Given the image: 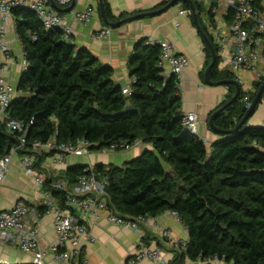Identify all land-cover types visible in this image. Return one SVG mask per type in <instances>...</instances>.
Masks as SVG:
<instances>
[{
	"label": "trees",
	"instance_id": "trees-1",
	"mask_svg": "<svg viewBox=\"0 0 264 264\" xmlns=\"http://www.w3.org/2000/svg\"><path fill=\"white\" fill-rule=\"evenodd\" d=\"M104 6L108 21L119 22L107 0ZM183 7L190 9L188 4ZM11 13L28 70L7 113L25 125L34 121L27 134L29 147L52 138L59 143L84 139L103 150L113 143L140 139L152 151L124 167H95L108 181L109 205L129 217L176 213L189 234L187 248L177 254L179 264L216 257L228 264H264V127L245 125L235 134H219L208 149L183 127L180 91L175 77H166L159 67L158 45L142 41L136 46L131 95L125 96L113 79L112 67L87 48L63 41L60 30L46 31L29 8L16 7ZM204 43L208 67L211 53ZM210 77L213 82L236 80L231 72L219 70L218 60ZM262 84H255L256 93ZM228 88L230 101L236 90ZM245 96L242 91L239 102L215 119L216 128L227 132L237 127L247 111ZM255 96L251 94V102ZM128 105L141 113L108 117ZM17 142L16 135L0 124V159ZM83 170L66 171L70 187ZM55 180L47 179L45 188L51 189ZM53 197L64 205L65 192L53 191Z\"/></svg>",
	"mask_w": 264,
	"mask_h": 264
},
{
	"label": "crops",
	"instance_id": "crops-1",
	"mask_svg": "<svg viewBox=\"0 0 264 264\" xmlns=\"http://www.w3.org/2000/svg\"><path fill=\"white\" fill-rule=\"evenodd\" d=\"M44 1L52 7L50 0ZM107 1L112 13L120 21L140 14L149 15L137 21L123 24L116 29H111L110 37L103 42H98L94 40V34L102 29L109 28L101 18L99 0H75L73 10L65 14L52 8L66 17V22L71 29L72 44L87 48L102 64L112 67L114 81L123 88L131 87V71L133 69L131 59L138 43L142 41H146V43L170 42L177 55L185 56L190 60V66L185 72L179 89L181 111L183 115L188 113L198 115L199 136L208 149L211 148L219 140V134L213 132L209 127L208 119L225 103L229 102L231 91L228 86L210 87L205 85L203 78L208 68L209 59L205 54L204 39L195 25L193 14L191 16L180 15L181 11H186L183 5L187 3L179 2L167 11L153 15V13L162 11L173 0ZM192 1L196 5V9L198 7L197 18H199L200 29L209 35L202 10L195 0ZM59 7L62 9L69 8ZM89 7L95 10L92 22L88 25L80 24L75 20L74 14ZM210 38L216 50L219 70L229 71L228 61L226 60L227 55H223L218 45L213 41L212 36ZM5 42L10 49V53L8 56L0 52V78L5 79L15 88V97H17L20 95V91H18L19 84L28 63L23 43L17 35L16 21L12 13L8 20ZM211 62L212 57L210 64ZM162 71L166 77L172 76L168 65L162 68ZM235 77L236 81L240 82L242 91H247L251 99V94H256L255 84L258 83L254 80L253 75L248 72H240ZM263 122L264 94L247 126L260 128L263 127ZM0 124H3L1 115ZM146 148H150V146L123 153L99 150L86 156H69L65 164L59 167H54L49 158H42L36 161V168L46 181L50 178L57 179L52 183H66V171L77 165L124 167L127 163L140 157ZM21 158L22 154L11 158L6 180L3 184H0V211H8L17 204L28 206L31 209L28 225L37 228L41 246L46 248L56 246L58 236L54 228V212H47V201L44 198V193L48 189L45 186L44 188L38 186L34 178L26 173L21 164ZM165 169L171 170L167 165H165ZM52 204L54 209L63 206L56 198H53ZM76 214L80 215L78 211H76ZM86 224L89 227V235L83 240V253L88 264H127L128 260L133 258L142 246L157 248L166 260L176 262L177 254L180 251L178 245L183 244L177 243L188 242L189 240L187 229L178 218L172 215V212H165L151 218L139 233L110 224L106 220L105 214H100L97 220L86 219ZM165 232H170L171 237H164ZM3 263L34 264L33 256L21 252L13 241H0V264ZM46 264L59 263L54 260L52 255H49ZM140 264L153 263L142 261ZM182 264L193 263L185 260Z\"/></svg>",
	"mask_w": 264,
	"mask_h": 264
},
{
	"label": "built area",
	"instance_id": "built-area-1",
	"mask_svg": "<svg viewBox=\"0 0 264 264\" xmlns=\"http://www.w3.org/2000/svg\"><path fill=\"white\" fill-rule=\"evenodd\" d=\"M57 5L67 8L73 0H54ZM199 8L206 6L208 14L202 10L209 35L218 45L220 52L226 56L229 72L235 76L240 72H248L253 75L256 82H264V0H195ZM16 7H24L32 10L41 21L46 31L60 30L63 41H71V29L66 17L57 13L44 0H0V52L9 56L10 49L5 42L8 20L11 10ZM191 10L180 12L182 16H191ZM95 10L91 7L74 14L75 20L83 25L92 22ZM112 30L105 28L94 34V40L103 42L111 35ZM158 45L160 48L159 67L168 65L171 74L176 79L178 89L188 67L190 60L185 56L177 55L173 45L168 41L147 43ZM28 70V65L25 72ZM133 83V80H132ZM131 83V85H132ZM240 83V82H238ZM243 99L246 110L251 105L248 92ZM125 96L131 95L129 87L123 88ZM16 90L5 79L0 78V115L6 130L16 135L17 143L10 153L0 159V184H3L8 174L11 158L22 154L21 164L26 173L34 178L36 184L44 188L46 180L37 170V160L49 158L51 164L63 166L69 156H86L92 151V144L84 139L73 142L59 143L52 138L46 143L34 141L30 147L27 142L29 125L13 120L7 111L15 98ZM183 127L188 133L199 137V118L196 113H188L183 117ZM264 127V122L263 125ZM201 139V138H200ZM146 146L142 140L137 139L132 143L117 142L104 151L113 153L129 152L136 148ZM108 181L95 167L87 166L77 183L70 187L66 183H52L51 189L44 193L47 212H54V228L58 236L56 246L42 247L39 241L37 228L28 225L31 209L24 204H17L8 211H0V241L15 242L19 250L33 256L34 264H46V259L52 255L59 264H88L84 258L83 240L89 235V227L86 219L97 220L100 214H105L106 220L113 225L130 229L139 233L141 228L151 219L148 216L129 217L116 212L106 198V186ZM53 191L65 192V203L62 207L53 208ZM76 211L80 215L76 214ZM172 215L179 219L178 215ZM180 220V219H179ZM181 221V220H180ZM164 237H171L170 232H165ZM178 245L179 252L187 248L188 242ZM142 261H151L153 264H179L166 260L157 248L142 246L135 256L128 260L127 264H140ZM228 264L225 261L214 258L201 261L198 264ZM9 264V263H3Z\"/></svg>",
	"mask_w": 264,
	"mask_h": 264
},
{
	"label": "water",
	"instance_id": "water-1",
	"mask_svg": "<svg viewBox=\"0 0 264 264\" xmlns=\"http://www.w3.org/2000/svg\"><path fill=\"white\" fill-rule=\"evenodd\" d=\"M50 1H51L52 7L57 12L63 13V14L70 13L73 10V8H74V2H75V0H74L73 4L69 8L62 9L56 4V2L54 0H50ZM179 2H184V3H187L189 5V7H190V9L192 10V13H193V19H194L195 25L197 26L201 36L204 38L208 48L211 51L212 62L208 66V68L206 69L205 74H204L205 85L210 86V87L233 86V87H235V90H236L235 95L233 96V98L228 103H226L223 107L218 109L216 112H214L209 117V119H208L209 127L212 129L213 132H215L217 134H224V133L227 134V135L235 134L243 126L248 125V122H249L250 118L255 113L259 103L262 101L263 94H264V82L261 85V87L258 90V92L256 93V96H255L253 102L251 103L250 107L247 109L246 114L244 115V117L242 118L241 122L237 125V127L235 129H233L231 131L224 132V131L219 130L218 128H216L215 125H214L215 119L219 115H221L223 112H225L229 107H231V106L235 105L237 102H239L240 97H241L242 87L240 86V84L236 80L218 81V82H213L211 80V77H210L211 72H212V70L215 68V66L217 64V54H216V50H215L214 46L212 45V42L210 41V39H208L203 34L202 30L200 29V25H199L198 18H197L198 16H197L196 7H195V5H194L192 0H173L162 11L157 12V13H153V15H157V14H160L161 12H165V11L169 10L170 8H172L173 6H175ZM99 7H100L101 18L104 20L106 26L109 27L110 29H116V28L120 27L123 24H128V23L137 21L139 19L144 18L146 15H149V14H140V15H136V16L124 19V20H122L120 22H117V23H111V22L108 21L107 16H106L104 0H99ZM68 43L71 44L72 42L69 41ZM135 113L140 114L141 112H140L139 109H136L133 105H128V106H126V108L122 112L114 114V115H108V117L109 118H116V117H120V116H123V115L135 114ZM100 147L101 146H97L95 149L92 147L91 151L92 152L93 151H99ZM148 151H152V147L144 149L142 155L144 153L148 152ZM98 166H100V165H98ZM76 167L85 168L87 166L86 165H77Z\"/></svg>",
	"mask_w": 264,
	"mask_h": 264
},
{
	"label": "rangeland",
	"instance_id": "rangeland-1",
	"mask_svg": "<svg viewBox=\"0 0 264 264\" xmlns=\"http://www.w3.org/2000/svg\"><path fill=\"white\" fill-rule=\"evenodd\" d=\"M202 10L204 11V14L207 15L208 14V8L206 6L201 7ZM146 146H150V145H146ZM151 147V146H150Z\"/></svg>",
	"mask_w": 264,
	"mask_h": 264
}]
</instances>
